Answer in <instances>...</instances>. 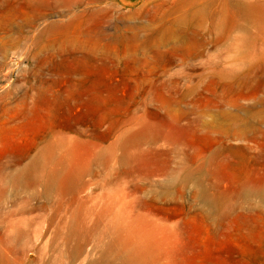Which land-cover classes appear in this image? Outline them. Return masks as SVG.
Segmentation results:
<instances>
[{"label": "rangeland", "instance_id": "rangeland-1", "mask_svg": "<svg viewBox=\"0 0 264 264\" xmlns=\"http://www.w3.org/2000/svg\"><path fill=\"white\" fill-rule=\"evenodd\" d=\"M251 6L0 0V264H264Z\"/></svg>", "mask_w": 264, "mask_h": 264}, {"label": "bare ground", "instance_id": "bare-ground-1", "mask_svg": "<svg viewBox=\"0 0 264 264\" xmlns=\"http://www.w3.org/2000/svg\"><path fill=\"white\" fill-rule=\"evenodd\" d=\"M250 5V4H249ZM248 6V5H247ZM256 7V6H255ZM255 7H253V6H251V7H249L251 10H253L254 12H260L262 15H264V11H262L261 9V11H259V9H257V8H255ZM261 7V6H260ZM260 17H262L261 15H260ZM20 182V181H19ZM17 226V225H16ZM14 232V231H13ZM9 239V238H8ZM1 252V251H0ZM1 261V260H0ZM7 264V263H6ZM90 264H92V263H90Z\"/></svg>", "mask_w": 264, "mask_h": 264}]
</instances>
